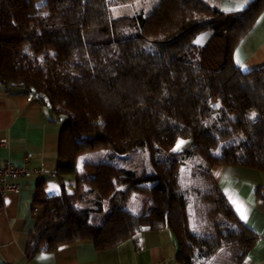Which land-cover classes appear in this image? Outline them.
<instances>
[{"label": "trees", "instance_id": "trees-1", "mask_svg": "<svg viewBox=\"0 0 264 264\" xmlns=\"http://www.w3.org/2000/svg\"><path fill=\"white\" fill-rule=\"evenodd\" d=\"M112 5L0 0V81L22 87L65 118L54 173L61 181L76 176L73 192L39 189L36 201L44 211L26 257L81 240L108 248L140 230L167 227L176 238L177 264H207L231 244L238 246L232 258L243 264L256 235L238 219L210 170L231 164L264 172V64L241 69L232 59L264 0L232 12L206 0H157L148 13L117 16ZM207 30V40L197 43ZM179 137L190 145L172 153ZM139 148L148 151L150 172L113 161L78 162L87 151L112 149L124 159ZM162 151L167 155L156 158ZM189 156L204 161L202 175L213 184L208 196L226 224L206 231L190 225L186 193L200 191L180 188L179 168ZM80 169L85 173L78 175ZM136 192L150 195L139 213L126 208ZM257 193L264 200V188ZM104 203V221L92 223L91 214Z\"/></svg>", "mask_w": 264, "mask_h": 264}, {"label": "crops", "instance_id": "crops-1", "mask_svg": "<svg viewBox=\"0 0 264 264\" xmlns=\"http://www.w3.org/2000/svg\"><path fill=\"white\" fill-rule=\"evenodd\" d=\"M206 1L222 11L232 12L243 9L250 0ZM232 59L241 69L264 64V8L235 44ZM64 121L62 115H56L22 87L0 81V140L5 141L0 144V162L9 161L17 168L26 169L21 175L4 179L15 184L16 189L0 198V264H177L176 238L167 227L140 230L108 248L100 249L90 240H81L26 257V246L44 211L36 201L39 189L46 195L67 190L66 183L74 185L68 192L76 189L75 175L64 176L61 181L54 173ZM81 170L78 175L85 173ZM210 174L238 219L256 235L243 264H264V200L257 193V188H264V172L241 165L218 164L211 167ZM147 201L149 196L135 193L126 208L139 213L148 207ZM238 205L247 210L246 220L241 218ZM107 213L104 203L102 210L91 214L90 221L100 224ZM233 252L225 250L224 256L229 257L228 263L239 264L232 258ZM217 256L218 251L208 264L214 263L212 260ZM225 257L221 256V261L215 263L225 264Z\"/></svg>", "mask_w": 264, "mask_h": 264}, {"label": "rangeland", "instance_id": "rangeland-1", "mask_svg": "<svg viewBox=\"0 0 264 264\" xmlns=\"http://www.w3.org/2000/svg\"><path fill=\"white\" fill-rule=\"evenodd\" d=\"M112 1H113V5L111 10L113 15L115 16L122 14H134L136 12L148 13L157 2V0H135L133 2H125V3H117L116 1L114 2V0ZM209 35H210L209 30L203 31L200 34H198V36L195 38V41L199 44H202L207 40ZM235 139L236 137L233 139H228L223 143L230 142ZM180 141H183V143L180 144L179 143ZM178 144L179 147H177ZM189 145H190L189 138L179 137L176 140L175 144L172 146L171 152L182 153L184 149L187 148ZM166 155L167 152L162 151V152H157L155 157L164 158ZM122 157H117V154H115L112 149H98L94 151H87L79 155L78 162L79 164H82L83 161L85 160L113 161L116 162V164L124 165L125 167L127 166L132 169L134 168L137 169L138 171H146V172L151 171V166L148 160L149 158L148 151L145 148L135 149L132 152L130 151L128 155H125L124 159ZM204 167H205V163L201 158L197 156H189L185 158L184 163L181 164L179 168L180 188H186L188 186H191L197 188L200 191L199 194L196 192L191 194L186 193L188 197H190L191 195L190 204L187 207V210L190 214V219H189L190 225L195 230L205 229L200 231H206L210 229L214 224L224 225L227 223L226 220L223 219L221 215L218 213V211L215 209L210 196H208V193H210V191L213 189V184L211 181L207 180L202 175L201 171ZM71 185L66 183L67 191H72L74 185L73 183H71ZM137 193L139 192H136V194ZM146 195L150 197L149 194ZM198 195L202 196V198H200ZM204 198L206 199L204 200ZM147 203H148L147 206H149L150 201H147ZM237 249L238 246L236 244H231L228 246L221 247L218 250V256L214 260H212L214 262L212 264H216L215 261L220 262L221 260H219V258H221V256L225 257L224 256L225 250L233 252ZM230 257H231V253H230ZM228 258H229L228 256L224 258L225 264H230L228 263L229 260Z\"/></svg>", "mask_w": 264, "mask_h": 264}, {"label": "built area", "instance_id": "built-area-1", "mask_svg": "<svg viewBox=\"0 0 264 264\" xmlns=\"http://www.w3.org/2000/svg\"><path fill=\"white\" fill-rule=\"evenodd\" d=\"M4 139L0 140V144H4ZM26 172V169L17 168L12 165L9 161L0 162V198L7 191H13L16 189L15 184H8L4 179L8 176L21 175Z\"/></svg>", "mask_w": 264, "mask_h": 264}, {"label": "snow or ice", "instance_id": "snow-or-ice-1", "mask_svg": "<svg viewBox=\"0 0 264 264\" xmlns=\"http://www.w3.org/2000/svg\"><path fill=\"white\" fill-rule=\"evenodd\" d=\"M226 10L231 11V9H226ZM179 143L182 144L183 141H180ZM177 147H179V144L177 145ZM237 210L240 212L241 218L246 220L247 219V210L242 205H238Z\"/></svg>", "mask_w": 264, "mask_h": 264}]
</instances>
